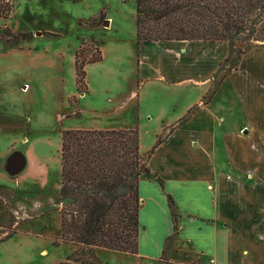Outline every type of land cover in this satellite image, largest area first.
I'll return each mask as SVG.
<instances>
[{"label":"rangeland","instance_id":"rangeland-1","mask_svg":"<svg viewBox=\"0 0 264 264\" xmlns=\"http://www.w3.org/2000/svg\"><path fill=\"white\" fill-rule=\"evenodd\" d=\"M9 3H14L10 17H0V264H57L78 249L72 243L56 245L62 235L63 132L135 129L147 158L158 140L166 138L169 127L186 124L194 136L203 118L211 120L214 110L226 111L227 98L229 110H243L236 85L229 79L212 111L194 118L195 106L203 98L211 99L219 85L214 89L212 84L197 85L187 79L202 81L214 68L213 81L222 74L229 77L239 70L247 53L264 50V39L254 42L242 56L239 48L243 44L238 43L231 55L227 41L140 44L136 0ZM5 27L15 34L32 33L33 38L10 47L2 37ZM83 47L88 58L98 48L102 53L100 62L86 66L84 92L78 88L75 71L76 54ZM134 92L138 94L135 98ZM216 128L221 129L218 122ZM218 148L225 157L221 135ZM13 150L27 157L17 177L3 169ZM188 156L195 159L197 153L190 149ZM148 164L152 169L162 168V154L153 155ZM142 177L152 179L153 173ZM98 256L105 264H158L103 248Z\"/></svg>","mask_w":264,"mask_h":264},{"label":"crops","instance_id":"crops-1","mask_svg":"<svg viewBox=\"0 0 264 264\" xmlns=\"http://www.w3.org/2000/svg\"><path fill=\"white\" fill-rule=\"evenodd\" d=\"M215 71L202 81L187 79L197 85L212 84L214 89L219 85L211 99L203 98L195 106L194 118L212 111L229 79L236 85L243 110H229L227 98L226 111L214 110L211 120L203 118L194 136L186 124L168 128V135L153 153L162 154L163 167L151 168L152 179L141 177L140 181L143 229L136 254L140 260L158 264L163 260L175 264H264V50L247 53L239 70L220 83L213 81ZM133 94L134 98L138 95ZM220 135L225 157L218 152ZM190 149L197 153L195 159L188 156ZM20 156L27 164L20 150H13L3 162V169L13 177L20 172L14 175L9 167ZM13 157L18 159L10 163ZM170 195L176 203L179 232L167 247L174 233ZM144 214L148 216L143 224ZM100 250H96L100 263L93 264L104 263L98 256Z\"/></svg>","mask_w":264,"mask_h":264},{"label":"trees","instance_id":"trees-1","mask_svg":"<svg viewBox=\"0 0 264 264\" xmlns=\"http://www.w3.org/2000/svg\"><path fill=\"white\" fill-rule=\"evenodd\" d=\"M0 17H10L14 3L3 0ZM137 40L141 42L209 41L229 43L230 54L240 56L264 39V0H136ZM10 47L32 33L2 32ZM85 47L75 58L79 90L87 88L86 66L102 60L98 48L88 58ZM236 70V69H235ZM231 73V72H230ZM222 74L217 82H222ZM157 145L145 156L139 131L135 129L67 130L62 135L61 229L56 239L72 243L77 251L57 264L100 263L96 250L136 255L140 235V181L151 173L149 159ZM174 222L170 245L178 235V213L173 197H168ZM88 254V257L85 255ZM163 264L169 263L163 260Z\"/></svg>","mask_w":264,"mask_h":264},{"label":"water","instance_id":"water-1","mask_svg":"<svg viewBox=\"0 0 264 264\" xmlns=\"http://www.w3.org/2000/svg\"><path fill=\"white\" fill-rule=\"evenodd\" d=\"M109 22H106V25H108ZM18 159L17 157H13L12 160H10V163L11 162H14V160ZM26 165V161L23 157H19V161H16L15 163L11 164V166L9 167V171L16 175L18 174L19 172H21L23 170V168L25 167Z\"/></svg>","mask_w":264,"mask_h":264},{"label":"built area","instance_id":"built-area-1","mask_svg":"<svg viewBox=\"0 0 264 264\" xmlns=\"http://www.w3.org/2000/svg\"><path fill=\"white\" fill-rule=\"evenodd\" d=\"M6 1H8V2H9L10 0H6Z\"/></svg>","mask_w":264,"mask_h":264}]
</instances>
